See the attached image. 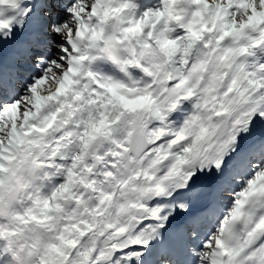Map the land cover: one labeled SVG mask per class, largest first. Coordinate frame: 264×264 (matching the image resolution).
I'll list each match as a JSON object with an SVG mask.
<instances>
[{"label": "snow or ice", "instance_id": "snow-or-ice-1", "mask_svg": "<svg viewBox=\"0 0 264 264\" xmlns=\"http://www.w3.org/2000/svg\"><path fill=\"white\" fill-rule=\"evenodd\" d=\"M0 264H264V0H0Z\"/></svg>", "mask_w": 264, "mask_h": 264}]
</instances>
